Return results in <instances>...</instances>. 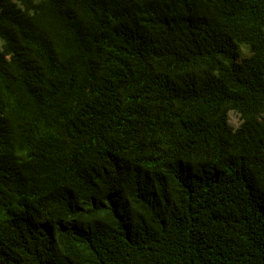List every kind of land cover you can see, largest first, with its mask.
<instances>
[{
    "label": "trees",
    "instance_id": "1",
    "mask_svg": "<svg viewBox=\"0 0 264 264\" xmlns=\"http://www.w3.org/2000/svg\"><path fill=\"white\" fill-rule=\"evenodd\" d=\"M0 264H264V0H0Z\"/></svg>",
    "mask_w": 264,
    "mask_h": 264
},
{
    "label": "rangeland",
    "instance_id": "2",
    "mask_svg": "<svg viewBox=\"0 0 264 264\" xmlns=\"http://www.w3.org/2000/svg\"><path fill=\"white\" fill-rule=\"evenodd\" d=\"M241 51H242V53H246L247 52L246 48H244V47L241 48ZM228 122L233 127H236L239 124V122H240L238 114L236 112L230 110L228 112Z\"/></svg>",
    "mask_w": 264,
    "mask_h": 264
}]
</instances>
